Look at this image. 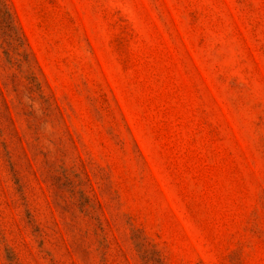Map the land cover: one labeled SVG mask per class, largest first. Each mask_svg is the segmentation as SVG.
Here are the masks:
<instances>
[{"label": "rangeland", "instance_id": "374dc122", "mask_svg": "<svg viewBox=\"0 0 264 264\" xmlns=\"http://www.w3.org/2000/svg\"><path fill=\"white\" fill-rule=\"evenodd\" d=\"M0 264H264V0H0Z\"/></svg>", "mask_w": 264, "mask_h": 264}]
</instances>
